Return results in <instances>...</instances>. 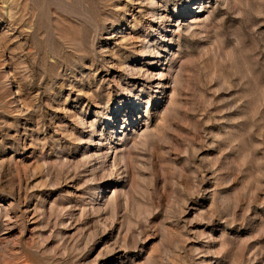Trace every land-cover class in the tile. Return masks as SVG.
I'll list each match as a JSON object with an SVG mask.
<instances>
[{
	"label": "rangeland",
	"instance_id": "rangeland-1",
	"mask_svg": "<svg viewBox=\"0 0 264 264\" xmlns=\"http://www.w3.org/2000/svg\"><path fill=\"white\" fill-rule=\"evenodd\" d=\"M0 264H264V0H0Z\"/></svg>",
	"mask_w": 264,
	"mask_h": 264
},
{
	"label": "bare ground",
	"instance_id": "bare-ground-1",
	"mask_svg": "<svg viewBox=\"0 0 264 264\" xmlns=\"http://www.w3.org/2000/svg\"><path fill=\"white\" fill-rule=\"evenodd\" d=\"M30 35V34H29Z\"/></svg>",
	"mask_w": 264,
	"mask_h": 264
}]
</instances>
